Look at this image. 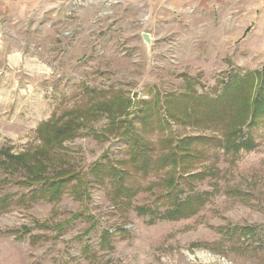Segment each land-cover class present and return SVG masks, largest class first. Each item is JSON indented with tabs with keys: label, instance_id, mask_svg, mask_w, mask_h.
Returning a JSON list of instances; mask_svg holds the SVG:
<instances>
[{
	"label": "rangeland",
	"instance_id": "374dc122",
	"mask_svg": "<svg viewBox=\"0 0 264 264\" xmlns=\"http://www.w3.org/2000/svg\"><path fill=\"white\" fill-rule=\"evenodd\" d=\"M120 1L67 0L64 9L57 3L26 18L10 10L0 19V196H8L0 210V264H264V119L250 128L256 143L251 150L226 155L199 146L204 157L195 167L213 166L216 172L192 184L211 194L195 212L176 220L161 215L168 208L166 199L157 198L167 191L160 173L141 178L130 172L125 180L135 177L140 190L118 200L110 196L114 179L92 181L88 170L103 154L117 161L127 156L121 132L103 141L93 135L108 125L105 115L80 127L63 146L43 150L39 125L68 117L67 111H87L103 100L99 89L124 90L131 99L130 118L141 99L154 95L152 88L182 92L183 75L193 78L198 93L215 95L230 75L264 65L261 34L244 35L243 29L225 34L219 23V33L208 35L212 55L202 59L205 34L163 33L160 25H148L145 14L117 8ZM88 6L94 9L82 17L79 9ZM143 31L155 39L150 51ZM132 119L137 124L136 115ZM172 130L185 137L221 136L213 127L172 123ZM36 152L49 161L43 171L49 178L63 169L88 173L85 192L73 179L54 201L20 200L33 187L23 183L27 168L12 157L32 161ZM138 207L154 213L142 214Z\"/></svg>",
	"mask_w": 264,
	"mask_h": 264
},
{
	"label": "trees",
	"instance_id": "16d2710c",
	"mask_svg": "<svg viewBox=\"0 0 264 264\" xmlns=\"http://www.w3.org/2000/svg\"><path fill=\"white\" fill-rule=\"evenodd\" d=\"M183 76L182 92L161 94L152 88L150 91L154 90V95L148 100L139 101L140 105L134 113L137 124L133 122V113V117H126L131 99L124 90L117 88H109L107 91L99 89L98 94L103 100L89 107L87 111L71 110L64 115L68 117L42 122L37 129L38 137L46 146L43 150H47V146L48 149L61 146L66 140L74 138L80 127L87 122L105 115L108 125L100 134L92 132L93 135L103 141L108 139L107 134L121 132L120 136L126 141L127 156L124 160L117 161L108 154H103L101 159L92 163L89 174L63 169L50 178L43 172L50 164L45 165L44 161H49L41 152L34 153L32 161L25 160L22 156L12 157L21 167L27 168L29 176L23 179V183H27L29 188L33 187L30 193L21 195L20 200L39 198L54 201L70 180L77 179L76 189L89 185L87 174L96 183H103L105 178L114 179V184H110V187L115 194L110 196L116 200L123 194L133 198L138 194L140 186L136 185L135 177L129 181L125 179L130 178V172L134 171L137 173L136 177L141 178L159 173L164 176L162 182L167 191L157 197L166 199L164 204L168 209L161 214L164 218L176 220L195 212L211 192L196 191L192 182L202 181L205 176H213L216 172L214 168L211 169L213 166L202 171L195 167L198 160L204 157L203 147L199 146L204 144V147L217 148L227 155L229 151L251 150L256 145L250 128L264 119V65L240 76L236 73L230 75L222 90L215 95L198 93L193 78ZM84 90L97 93V90L90 88ZM171 122L180 127L221 129V136H178L173 132ZM243 127L249 128V131L245 132ZM155 134L157 137L153 141L150 137ZM118 164L129 165V169L118 168ZM85 189L86 187L81 191L85 192ZM7 199L6 195L0 196V210ZM138 209H144L139 211L142 214L154 213L153 209ZM106 232L104 231V236L107 238L109 233ZM105 243L101 242V245Z\"/></svg>",
	"mask_w": 264,
	"mask_h": 264
},
{
	"label": "crops",
	"instance_id": "0c3cea01",
	"mask_svg": "<svg viewBox=\"0 0 264 264\" xmlns=\"http://www.w3.org/2000/svg\"><path fill=\"white\" fill-rule=\"evenodd\" d=\"M54 1L55 4H52ZM100 1L102 0H98ZM66 2L67 0H0V19L6 18L10 10L23 18L31 14L38 15L44 11H51L53 6L57 8V3L61 4L58 5L60 9H64L66 6L62 3ZM120 2L117 8L122 9L123 6H127L134 16L145 14L148 25L152 24L153 27L160 25L163 33L205 34L201 40L202 44L205 43L202 45L204 48L198 47V51L201 49V56H204L201 57L202 59L209 55L212 48L209 41L212 38H208V35L219 33L221 28L219 23L225 26L226 30H223L225 34H233L235 29L239 31L243 29L244 35L250 32L261 34L264 39V0H121ZM92 9H94L92 6L83 7L78 12L82 17L88 16ZM211 55L212 53L209 56Z\"/></svg>",
	"mask_w": 264,
	"mask_h": 264
},
{
	"label": "water",
	"instance_id": "95a60500",
	"mask_svg": "<svg viewBox=\"0 0 264 264\" xmlns=\"http://www.w3.org/2000/svg\"><path fill=\"white\" fill-rule=\"evenodd\" d=\"M141 38L142 41L147 49V51L151 50L152 47V42H153V37L149 32L143 31L141 32Z\"/></svg>",
	"mask_w": 264,
	"mask_h": 264
}]
</instances>
